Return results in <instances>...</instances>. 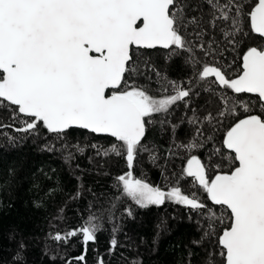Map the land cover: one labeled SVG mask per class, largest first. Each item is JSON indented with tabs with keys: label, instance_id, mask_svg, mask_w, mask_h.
Listing matches in <instances>:
<instances>
[{
	"label": "snow or ice",
	"instance_id": "6c2138e0",
	"mask_svg": "<svg viewBox=\"0 0 264 264\" xmlns=\"http://www.w3.org/2000/svg\"><path fill=\"white\" fill-rule=\"evenodd\" d=\"M250 35L260 43L246 45ZM153 54L166 61L181 59L192 69L195 87L203 85L219 100L215 115L201 116L190 109L187 124L194 135L174 147L198 150L205 140H214L210 129L233 118L221 139L227 151L215 149L221 162L215 164L214 177L197 155H188L179 174L172 173L171 185L154 186L134 175L138 155L149 151L142 144L148 125H163L166 119L156 117L170 115L178 102L187 108L198 95L193 80L185 86L158 71ZM226 54L232 55L231 62ZM234 66L239 71L230 76ZM209 80L215 87L204 83ZM152 85L158 96L151 94ZM4 112L11 123H0V134H5L3 129L29 135L46 130L64 142L62 147L69 150L66 162L72 159L71 148L83 154L87 147L98 157H121L126 163L127 170L113 178L116 191L107 208L94 212L90 202L82 224L48 234L57 244L80 236L83 245L81 254L71 258L52 254L51 264H87L88 246L102 231L105 214L113 223L107 250L113 255L119 246L113 210L124 200L141 209L167 202L196 212L201 236L192 243L200 247L207 241L204 264H264V0H0ZM179 120L183 123L184 117ZM178 127L172 123V132ZM77 129L114 141L107 146L69 145L67 138ZM46 147L55 150V145ZM150 159L155 163L158 157L150 153ZM224 161L229 171L220 170ZM187 178L211 205L196 192L182 189L180 181ZM81 195L78 189L70 199ZM212 205L224 212L218 215ZM124 211L133 215L131 206ZM26 248L21 238L15 264H26ZM96 264H106L104 256L98 254ZM129 264L142 261L131 258Z\"/></svg>",
	"mask_w": 264,
	"mask_h": 264
},
{
	"label": "trees",
	"instance_id": "16d2710c",
	"mask_svg": "<svg viewBox=\"0 0 264 264\" xmlns=\"http://www.w3.org/2000/svg\"><path fill=\"white\" fill-rule=\"evenodd\" d=\"M259 43V38L253 35L246 40L248 46ZM226 57L228 62L232 61V55L226 54ZM152 59L157 70L169 79L180 81L185 86H188L189 80H193L192 69L181 59L166 61L154 54ZM228 71L230 76H234L239 70L234 66V70ZM139 82L143 83V80ZM204 83L215 87L210 80ZM192 86L195 87L194 80ZM195 91L198 95L189 100L187 108L183 102H178L170 115L156 117L157 120L166 119V123L148 125L142 144L149 151H142L138 155V162L134 165L137 178H143L154 186L171 185L175 182L172 173L179 174L188 155L201 158L208 167V175L215 176L218 171L215 164L221 162L215 149L220 147L221 151H227L222 148L221 139L227 130L226 126L233 123V118L224 120L223 125H217L215 130L210 129L214 140H205L204 147L198 150L188 152L174 147V143L187 144L194 135L191 126L187 124V119L192 115L190 109H196L201 116L208 112L215 115L217 111L218 96L205 91L203 85L195 87ZM219 91L217 89V93ZM151 94L159 95L156 85H152ZM242 95L246 100L251 99L248 94ZM181 116L184 117L183 123L179 120ZM0 123H11L7 112L0 113ZM172 123L179 124L175 133L172 132ZM2 131L5 134H0V264H15L13 256L21 238L27 245L26 264H51L50 256L57 252L67 258L81 254L82 237H73L67 244H57L49 239L48 234L71 230L82 224L89 215L90 202L93 203L94 212L102 206L107 208L109 199L116 191L112 187L113 178L127 170L124 159L116 156L101 158L96 156L95 150L86 147L83 154L71 148L72 159L66 162L69 150L62 147L63 141L48 134L46 130L42 129L39 135L18 133L12 129ZM9 136L15 137V140L10 141ZM112 141L113 138L96 136L78 129L72 130L67 138L69 145L80 144L82 147L89 143L107 146ZM47 145H55V150H47ZM169 149H172L174 155L169 154ZM150 153L158 157L155 163L151 161ZM220 170L229 171L227 161L222 163ZM104 172L108 175H104ZM190 181L191 178L181 180L182 189L186 193L196 192L205 203L211 205L206 200V194L192 186ZM78 189L81 190V197L70 199ZM129 206L133 210L131 217L124 211ZM212 208L218 215L224 212L219 206L212 205ZM113 213L114 222L119 227L116 233L119 245L116 252L111 256L107 252L113 223L109 222L105 214L102 231L97 234L95 244L90 242L88 246L87 264H96L98 254L104 256L106 264H129L131 258H138L142 264H188L189 259L191 264H204L207 241L200 247L192 243L201 236L197 223L201 218L196 212L167 202L160 207L141 209L131 201L124 200ZM190 252L192 255L189 257Z\"/></svg>",
	"mask_w": 264,
	"mask_h": 264
},
{
	"label": "water",
	"instance_id": "95a60500",
	"mask_svg": "<svg viewBox=\"0 0 264 264\" xmlns=\"http://www.w3.org/2000/svg\"><path fill=\"white\" fill-rule=\"evenodd\" d=\"M146 135H147V133H146ZM114 139V138H113ZM142 143H143V141H142Z\"/></svg>",
	"mask_w": 264,
	"mask_h": 264
}]
</instances>
